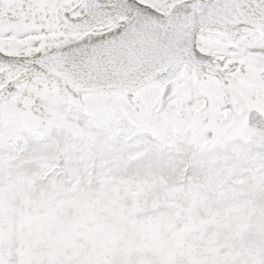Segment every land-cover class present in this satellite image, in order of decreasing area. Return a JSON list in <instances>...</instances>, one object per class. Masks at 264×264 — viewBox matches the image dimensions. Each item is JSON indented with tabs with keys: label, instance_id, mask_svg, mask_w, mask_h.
<instances>
[{
	"label": "snow or ice",
	"instance_id": "6c2138e0",
	"mask_svg": "<svg viewBox=\"0 0 264 264\" xmlns=\"http://www.w3.org/2000/svg\"><path fill=\"white\" fill-rule=\"evenodd\" d=\"M0 264H264V0H0Z\"/></svg>",
	"mask_w": 264,
	"mask_h": 264
}]
</instances>
